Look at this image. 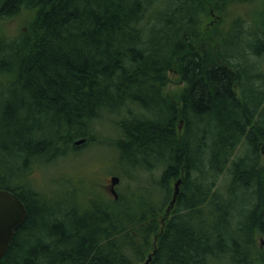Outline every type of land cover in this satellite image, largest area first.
I'll return each mask as SVG.
<instances>
[{
	"label": "trees",
	"instance_id": "trees-1",
	"mask_svg": "<svg viewBox=\"0 0 264 264\" xmlns=\"http://www.w3.org/2000/svg\"><path fill=\"white\" fill-rule=\"evenodd\" d=\"M22 12L0 36V190L26 218L0 264H264V0H0V20ZM89 146L131 181L116 199L34 183Z\"/></svg>",
	"mask_w": 264,
	"mask_h": 264
},
{
	"label": "rangeland",
	"instance_id": "rangeland-1",
	"mask_svg": "<svg viewBox=\"0 0 264 264\" xmlns=\"http://www.w3.org/2000/svg\"><path fill=\"white\" fill-rule=\"evenodd\" d=\"M255 3H240L237 4L234 9L235 17L243 20L245 26H249L251 23V15L256 10ZM32 19V13H20L14 19L11 20H0V36L7 41L16 39L21 32L25 30V25L28 21ZM217 24V19L212 15L211 20L206 23L205 28L206 31L212 30V28ZM236 33H231L228 36L229 40H232V37L235 36ZM250 62L253 60L249 59ZM261 62L258 65L262 71H264V59L260 60ZM168 84L166 87V92L172 96V98L176 97L177 94L183 87V83L179 80L178 76L175 73H170L168 75ZM100 124L97 125V133L99 137L108 138V140L113 139L114 135V124L108 118H103L99 121ZM97 148V146L91 147L89 146L85 150H83L79 156L73 159V157L69 156L64 159L65 162H59L57 165H50L43 168H38L34 171V183L40 187L46 194L52 191L53 193L57 190V187L53 185V180L56 178L61 179L66 177L68 181L71 183H77L78 187L75 188L74 198L81 202L88 198L85 197L84 200L81 198L84 196V191H90L94 194L102 193V190L111 197L109 193L110 188V178L112 176L118 177L121 181L115 188L116 198L117 195L123 193L127 190L128 183H131L130 180L125 179L116 174L114 167V161L111 157L115 156L112 149L110 147ZM237 155H239L237 150ZM264 156V155H263ZM261 156L262 158H264ZM33 172V171H32ZM71 176V178L69 176ZM121 177V178H120ZM73 185V184H72ZM173 192V186H172ZM61 195L60 191L57 193ZM62 196V195H61ZM63 197V196H62ZM239 197H241L239 195ZM242 198V197H241ZM240 198V199H241ZM237 208H242V206L238 205ZM168 209V208H167ZM172 210V208H171ZM170 210V211H171ZM237 211V210H236ZM170 213V212H169ZM264 248V245H261V249ZM150 256L147 257L146 261L140 264H145ZM222 264H230L229 259L226 258L223 260Z\"/></svg>",
	"mask_w": 264,
	"mask_h": 264
},
{
	"label": "water",
	"instance_id": "water-1",
	"mask_svg": "<svg viewBox=\"0 0 264 264\" xmlns=\"http://www.w3.org/2000/svg\"><path fill=\"white\" fill-rule=\"evenodd\" d=\"M84 141H76L75 146H79ZM264 155V146L262 148ZM118 177L113 176L110 178V193L116 199L115 187L119 184ZM181 181H176L173 188V195L170 205L166 211L168 215L171 208H173L175 200L179 193V186ZM26 218V210L19 199L12 193L0 190V260L6 254L9 245L15 235V232L20 228ZM151 260L149 257L145 264Z\"/></svg>",
	"mask_w": 264,
	"mask_h": 264
},
{
	"label": "bare ground",
	"instance_id": "bare-ground-1",
	"mask_svg": "<svg viewBox=\"0 0 264 264\" xmlns=\"http://www.w3.org/2000/svg\"><path fill=\"white\" fill-rule=\"evenodd\" d=\"M78 141H81V140H78ZM83 141H84V139H83ZM84 142H85V141H84ZM84 142H83V143H84ZM83 143H82V144H83ZM82 144H81V145H82ZM175 201H176V200H175ZM170 202H171V201H170ZM168 207H169V206H168Z\"/></svg>",
	"mask_w": 264,
	"mask_h": 264
}]
</instances>
